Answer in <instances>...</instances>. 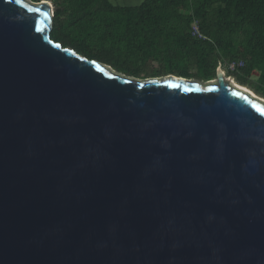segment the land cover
Returning a JSON list of instances; mask_svg holds the SVG:
<instances>
[{
  "label": "water",
  "instance_id": "95a60500",
  "mask_svg": "<svg viewBox=\"0 0 264 264\" xmlns=\"http://www.w3.org/2000/svg\"><path fill=\"white\" fill-rule=\"evenodd\" d=\"M0 0V264H264V103L127 77Z\"/></svg>",
  "mask_w": 264,
  "mask_h": 264
},
{
  "label": "trees",
  "instance_id": "16d2710c",
  "mask_svg": "<svg viewBox=\"0 0 264 264\" xmlns=\"http://www.w3.org/2000/svg\"><path fill=\"white\" fill-rule=\"evenodd\" d=\"M30 1L52 4L54 40L127 77L207 82L242 61L230 77L264 98V0ZM196 20L204 38L193 35Z\"/></svg>",
  "mask_w": 264,
  "mask_h": 264
},
{
  "label": "rangeland",
  "instance_id": "374dc122",
  "mask_svg": "<svg viewBox=\"0 0 264 264\" xmlns=\"http://www.w3.org/2000/svg\"><path fill=\"white\" fill-rule=\"evenodd\" d=\"M111 2H112L114 5L126 6V7H132V6H139V5H141V4L144 2V0H111ZM206 39H208V38H206ZM226 63H227V62H225L224 64H222V69L225 70L226 75H225L224 71L221 70V71L223 72L224 78L226 79V81L232 79V81L235 80L234 82L237 83V80H236L234 77H230V75H231V71L229 70L228 65H227ZM239 64H240V63H239ZM242 67H243V65H242ZM242 67H240V68H242ZM222 72H221V73H222ZM234 72H235V71H234ZM256 75H258V73H256ZM166 77H168V76H166ZM233 79H234V80H233ZM196 81H198V80H196ZM198 82H200V83H204V82H206V81H198ZM228 82H230V81H228ZM231 83H232V82H231ZM247 88L249 89V87H247ZM248 93H249V94L254 93L256 99H260V100H262V101L264 102V98L261 97V96H259L258 94H256L253 90H252V92H251V90L249 89V92H248Z\"/></svg>",
  "mask_w": 264,
  "mask_h": 264
},
{
  "label": "built area",
  "instance_id": "2783aa9c",
  "mask_svg": "<svg viewBox=\"0 0 264 264\" xmlns=\"http://www.w3.org/2000/svg\"><path fill=\"white\" fill-rule=\"evenodd\" d=\"M192 31H193L194 36L204 38V36L201 34L199 23L197 21H195L192 24ZM226 64L228 65V68L231 72L238 71L240 69V67H242V65L244 66V62H242V61L241 62H230V63H226ZM224 73L226 74L225 70H224Z\"/></svg>",
  "mask_w": 264,
  "mask_h": 264
},
{
  "label": "bare ground",
  "instance_id": "6f19581e",
  "mask_svg": "<svg viewBox=\"0 0 264 264\" xmlns=\"http://www.w3.org/2000/svg\"><path fill=\"white\" fill-rule=\"evenodd\" d=\"M222 72V71H221ZM220 72V74L222 75V76H224L223 75V72L221 73ZM228 81H230V83L232 82V84L233 85H235L236 86V88L237 89H239L240 90V88H241V90L245 93V94H249L248 92H249V89L247 88V87H245V86H241V85H239L238 83H236V82H234V81H232V79L231 80H228ZM252 92V91H251ZM252 94V93H251ZM253 98H254V96H252ZM264 103V102H263Z\"/></svg>",
  "mask_w": 264,
  "mask_h": 264
},
{
  "label": "clouds",
  "instance_id": "9594fccd",
  "mask_svg": "<svg viewBox=\"0 0 264 264\" xmlns=\"http://www.w3.org/2000/svg\"><path fill=\"white\" fill-rule=\"evenodd\" d=\"M221 70H223V69H221ZM224 71V70H223ZM226 75V74H225ZM234 80V79H233ZM235 81V80H234ZM252 91V90H251ZM251 97L252 96H254V98H255V94L254 93H252V94H249Z\"/></svg>",
  "mask_w": 264,
  "mask_h": 264
},
{
  "label": "crops",
  "instance_id": "0c3cea01",
  "mask_svg": "<svg viewBox=\"0 0 264 264\" xmlns=\"http://www.w3.org/2000/svg\"><path fill=\"white\" fill-rule=\"evenodd\" d=\"M198 23H199V21L198 20H196ZM200 26V25H199Z\"/></svg>",
  "mask_w": 264,
  "mask_h": 264
}]
</instances>
